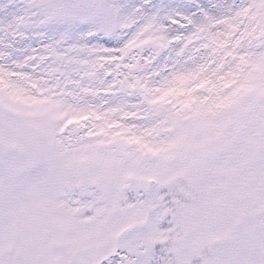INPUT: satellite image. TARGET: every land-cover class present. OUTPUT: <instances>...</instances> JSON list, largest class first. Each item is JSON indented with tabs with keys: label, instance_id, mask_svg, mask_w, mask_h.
I'll return each mask as SVG.
<instances>
[{
	"label": "snow or ice",
	"instance_id": "6c2138e0",
	"mask_svg": "<svg viewBox=\"0 0 264 264\" xmlns=\"http://www.w3.org/2000/svg\"><path fill=\"white\" fill-rule=\"evenodd\" d=\"M0 264H264V0H0Z\"/></svg>",
	"mask_w": 264,
	"mask_h": 264
}]
</instances>
